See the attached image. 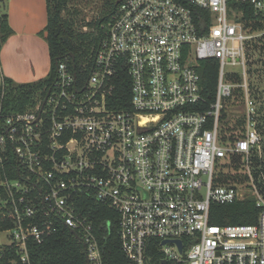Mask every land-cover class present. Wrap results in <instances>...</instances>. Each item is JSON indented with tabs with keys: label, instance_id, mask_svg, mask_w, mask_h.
<instances>
[{
	"label": "built area",
	"instance_id": "2783aa9c",
	"mask_svg": "<svg viewBox=\"0 0 264 264\" xmlns=\"http://www.w3.org/2000/svg\"><path fill=\"white\" fill-rule=\"evenodd\" d=\"M257 24L264 0H121L87 77L67 56L45 104L0 109V166L13 157L21 175L0 180L15 223L7 245L20 253L12 264H30L28 239L42 242L53 219L80 235L91 264H103L94 222L78 208L86 196L117 212L122 251L134 264H155L156 256L159 264H264V198L251 169L263 139L245 50L256 36L245 26ZM210 59L219 73L208 103L199 68ZM227 64L243 68L244 83L226 81ZM237 87L246 132L227 146L221 100ZM239 154L249 190L215 175L220 161ZM246 198L261 207L256 223H212L213 204ZM6 207L0 201V214ZM38 213L46 218L39 224Z\"/></svg>",
	"mask_w": 264,
	"mask_h": 264
},
{
	"label": "trees",
	"instance_id": "16d2710c",
	"mask_svg": "<svg viewBox=\"0 0 264 264\" xmlns=\"http://www.w3.org/2000/svg\"><path fill=\"white\" fill-rule=\"evenodd\" d=\"M118 0H48V23L40 35L48 42L51 58V69L46 78L36 82L16 83L9 77H4L0 86V109L3 113L23 112L35 107L47 96L57 77L58 65L67 56L75 55L70 61L78 75L87 77L92 70L93 54L107 34L109 25L117 11ZM91 7L97 13V18L86 23L88 29L78 27L79 17ZM86 15V14H85ZM248 16V15H247ZM87 19L83 17V20ZM263 26V24L256 25ZM13 34L8 15L0 16V52L4 43ZM199 72L203 92L208 103L215 99L218 82L219 62L216 59L202 62ZM126 85L130 82L127 72L123 77ZM243 91H239V94ZM241 96V95H240ZM208 104L202 106L207 109ZM256 164L260 163L255 157ZM258 170V169H257ZM20 179L17 160L9 158L0 166V180L4 178ZM221 176L217 178L220 182ZM18 196V195H17ZM0 201H7L6 215L0 214V231L14 226L13 218L7 212L12 209V199L7 189L0 186ZM78 208L94 222L99 237L103 264H134L122 251L120 240L119 218L117 212L92 197H82ZM2 211V209H0ZM261 207L253 198L238 200L231 204H213L211 221L214 224L256 223ZM43 214L38 213L34 222L45 221ZM54 224L42 242L33 238L27 241L30 264H87V250L84 242L59 219H53ZM0 252V264H12L19 260V249L4 244ZM155 258V264H159Z\"/></svg>",
	"mask_w": 264,
	"mask_h": 264
},
{
	"label": "rangeland",
	"instance_id": "374dc122",
	"mask_svg": "<svg viewBox=\"0 0 264 264\" xmlns=\"http://www.w3.org/2000/svg\"><path fill=\"white\" fill-rule=\"evenodd\" d=\"M83 17H87V19L83 20ZM96 18L97 13L92 11L90 7L87 11H84L79 19H77L78 27L86 30L89 28L86 23ZM245 29L250 34H256L253 39L246 41L245 45L246 58L248 61L246 80L249 93L257 106L258 129L263 139L261 149L253 153L254 157L251 158V169L254 173L253 175L258 189L264 198V25L254 27L253 29L247 25ZM225 72L226 81L244 83L245 77L243 68H235L227 64ZM239 91H243V93L239 94ZM244 94V90L237 87L234 89L232 96H223L221 100L223 109L220 119V137H223V141H225L227 146L234 145L237 137L243 136L246 132L247 109L244 102ZM256 156L260 161L258 165L255 161ZM244 163L243 154L222 160L217 164L215 175L217 178L221 176L220 183L234 184L249 190L251 188V180ZM9 242L10 231H0V247Z\"/></svg>",
	"mask_w": 264,
	"mask_h": 264
},
{
	"label": "crops",
	"instance_id": "0c3cea01",
	"mask_svg": "<svg viewBox=\"0 0 264 264\" xmlns=\"http://www.w3.org/2000/svg\"><path fill=\"white\" fill-rule=\"evenodd\" d=\"M13 34L0 52V86L4 77L16 83L46 78L51 69L49 46L40 35L48 23V0H0Z\"/></svg>",
	"mask_w": 264,
	"mask_h": 264
},
{
	"label": "water",
	"instance_id": "95a60500",
	"mask_svg": "<svg viewBox=\"0 0 264 264\" xmlns=\"http://www.w3.org/2000/svg\"><path fill=\"white\" fill-rule=\"evenodd\" d=\"M120 1H121V0H118V1H117V4H119ZM70 56H71L73 59H75V55H74V54H71ZM46 100H47V99H45L44 104H45ZM42 109H43V107H42ZM71 231H72V233H73L77 238H80V235H79L75 230H71ZM80 239H81V238H80ZM167 242H169V240H164V241H163V243H167ZM172 242H176V243L179 245L180 249L182 250V248H183V242H182V240H179V239H178V240H174V241H172ZM162 263H165V261H163ZM87 264H91L90 259L88 258V256H87Z\"/></svg>",
	"mask_w": 264,
	"mask_h": 264
}]
</instances>
